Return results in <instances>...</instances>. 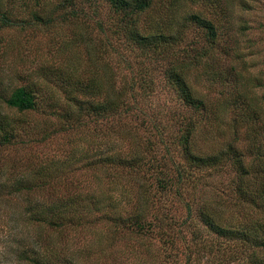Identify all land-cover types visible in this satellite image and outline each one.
I'll return each mask as SVG.
<instances>
[{"label":"rangeland","instance_id":"rangeland-1","mask_svg":"<svg viewBox=\"0 0 264 264\" xmlns=\"http://www.w3.org/2000/svg\"><path fill=\"white\" fill-rule=\"evenodd\" d=\"M38 1H0V12L6 11L13 21L6 27L0 23V139L9 136L0 146V264H158L155 260L158 253L161 259H167L169 251L173 253L169 259L186 264L185 249L194 228L208 240L219 241L199 221L202 204L212 202L213 206L216 202L221 223L227 227L246 225L260 216L259 210L250 207L240 211L229 208L236 199L227 189L236 177L230 165L219 160L206 168H191V181L178 195L171 194L160 202L155 200L150 206V212L159 217L181 221L188 215L187 203L191 204L193 226L178 227L180 234L173 248L156 233L145 241L136 240L129 232L114 231L111 223L102 221V212L136 214L140 182H126L121 172L97 166L96 161L107 155H134V133L137 143L133 148L140 154L146 156L149 152L147 142L161 145L159 150L150 151L147 159L151 163L184 166L175 136L181 135L187 120L192 119L196 125L193 154L218 157L235 139L236 147L244 151L245 164L249 165L254 153L249 155L245 151L246 144L257 131L251 122L249 126H239L236 115L241 114L239 122L252 112L260 120L259 149L264 151V0H233L231 19L217 28L219 46L187 70V83L209 109L201 113H194L176 98L164 73L172 62L180 66L192 61L193 47L197 50L207 47L203 31L185 20L188 13L202 11V6L192 5L190 0L178 5L175 23L166 24L163 30L171 34L180 25L183 37L167 54L155 55L149 47L131 43L122 31L112 33L121 16L105 0L82 4L79 10L87 14V19L57 18L52 22H36L32 15L37 13L46 19L63 0ZM80 1H74L77 8ZM152 2L156 8L160 0ZM203 14L210 15L206 8ZM158 17L155 11H148L139 18L138 30L144 35L147 30L142 29V20ZM83 33L87 35L85 43ZM221 48L230 51L223 54ZM137 71H147L152 92L135 101L136 114L115 118L113 123L93 115L81 116L82 122L73 125L79 115L77 100L102 101L110 81L126 86ZM91 74L95 75L92 85L104 91L99 98L80 93L76 86L79 79ZM21 86L32 91L36 103L33 110L24 113L8 108L4 102ZM240 94L251 97L257 108L237 109ZM67 113L74 119L64 121ZM68 122L72 125L69 128ZM10 132L14 134L11 142ZM151 181L154 180L149 178L148 182ZM28 183L43 187L28 193L17 191ZM108 197L114 201L113 209L104 208L103 198ZM71 198L79 199V203ZM97 200L102 203L100 212L96 211ZM60 209L68 215L62 227L40 220L41 216H52ZM211 212L214 214L215 208ZM176 227L166 230L173 236ZM223 241L220 239L225 249L229 242ZM230 245L237 250L240 243ZM242 256V261L230 264H247L249 251ZM256 257L264 259L261 258L264 253Z\"/></svg>","mask_w":264,"mask_h":264},{"label":"trees","instance_id":"trees-1","mask_svg":"<svg viewBox=\"0 0 264 264\" xmlns=\"http://www.w3.org/2000/svg\"><path fill=\"white\" fill-rule=\"evenodd\" d=\"M1 1V0H0ZM77 0H63L59 7L52 10L49 17L44 19L38 16L37 13L32 15V18L36 22H52L57 18L61 20L71 19H87L88 16L83 10H79L82 4L89 3L90 5L94 0H82L79 2L78 8ZM191 4H197L202 6V11L190 12L185 16L188 25L196 26L203 31V37L207 42V47L200 49L192 48L195 51L194 59L186 64L180 66L175 63H170L169 68L165 69V77L172 90L175 93L176 98L187 108L194 111V113L208 112V108L205 101L198 98L192 87L187 83V70L197 65L201 58L206 56L211 51L217 48L219 34L218 26L224 21H228L232 16L233 0H190ZM38 3L39 1L36 0ZM105 2L112 8L113 12L120 15V24L112 31L114 34H119L122 31L131 43L141 46V48L149 47L152 54H167L173 47L179 43L183 37L181 30L183 28L178 25L176 30L171 34H165L166 24L172 25L176 20V8L183 0H160L156 8L152 7V0H105ZM68 5V6H67ZM241 7L245 8V5L241 4ZM68 7L69 10H65ZM211 7V9L209 8ZM203 8L209 11V16L203 14ZM155 11L160 17L156 20H142V29L147 30V33L138 30V20L142 15H146L148 11ZM61 12L56 14L57 12ZM0 23L3 27L11 25L12 19L8 18L6 11L0 12ZM159 26V27H158ZM162 26V27H161ZM242 29L245 31V26L242 24ZM124 30V31H123ZM119 31V32H118ZM149 32V33H148ZM84 35L85 43L87 41V35ZM102 43V42H101ZM104 46V44H103ZM220 48V47H219ZM223 54L229 53L230 49H219ZM190 54V53H189ZM188 55V54H186ZM121 58V57H120ZM125 62V61H123ZM110 64L107 65V67ZM128 66V65H127ZM106 67V68H107ZM95 75H89L87 78L79 79L76 82L77 88L82 94H91L97 98L104 94L99 88L94 87L93 80ZM123 78V76L121 77ZM113 79V78H111ZM110 79V80H111ZM122 80V79H121ZM131 81L128 85H121L115 82L107 85L105 90L104 100L93 101L88 103H82L77 100L75 107L78 110L79 115L74 119L73 115L67 113L63 118L64 121L74 119L73 125H79L81 116L90 117L93 115L97 119H108L112 123L115 118L120 119L128 118L133 116L135 113L134 107L135 101L143 96H148L152 92L151 83L147 79V71H137L136 75L131 77ZM123 82V81H121ZM120 82V83H121ZM107 84V83H106ZM223 92V91H221ZM239 108H243L246 111L250 108H257L252 101L251 97H247L245 94H240ZM5 105L17 112L24 113L31 111L35 108V97L31 90L25 86L15 88L4 101ZM139 114V111L138 113ZM241 114H237V123L239 126H249V122L255 127L257 133L250 137L248 144H246L245 151L251 155L254 153L249 165L244 162V151L236 147V141L233 139L226 145L224 152H221L218 157L203 158L201 155L193 154L191 149L193 147V136L196 132V125L193 120H187L184 125V129L181 135H176L177 145L181 151L183 159L185 161V167L177 163L176 166L162 164L159 165L151 163L147 158L150 151H157L161 145L156 143L147 142L146 148L149 147V152L145 156L140 154L136 148H133L135 143V134L132 140L133 142V153L130 156H121L119 154L107 155L100 157L96 164L97 166H108L110 169H115L117 172H121L124 175L126 182H140V196L138 203H135L138 212L132 215H120L119 213H108V210L102 212L104 215L102 221H106L108 224H112L114 231L123 230L125 233L129 232L135 235L136 240L140 239L145 241L147 238L153 237L154 233L164 238V242L168 243L172 248L175 246L174 241L178 238L179 228L187 226L188 228L193 226L192 209L191 204L187 203V217L183 220L178 221L173 217H159L155 213H151V207L155 200L160 202L165 198H168L171 194L178 195L180 190L187 184L190 183L191 179V168L202 169L212 165H215L219 160H225L230 165L231 171L234 173L235 178L231 180V184L228 187V192L235 197L236 201L229 208L233 211H240L245 207L259 210L260 216L257 219L249 221L246 225H239L232 227L224 226L221 223V218L218 215V204L212 206V202H206L199 206L198 217L202 225L208 229L216 239L219 241L208 240L203 237L199 232L198 228H194L191 232L192 237L190 238L189 244L186 246V264H230V262L242 261L243 254L249 251V259H246L247 264H264V259H258L256 256L260 253H264V151L261 149L262 142L260 141L258 121L259 118L256 116V112H252L247 116H242L240 121L238 119ZM261 123V122H260ZM257 125V126H256ZM72 125L66 126L67 128ZM130 132V131H129ZM10 142L14 138V134L10 132ZM9 140V136L4 135L0 139V146L5 144ZM159 144L160 141H158ZM248 156V155H246ZM155 158V156L150 157ZM252 174L257 175L261 181H257L258 178L251 177ZM153 179L154 181L148 182ZM43 186L41 184L28 183L27 185H21L18 192H32L40 191ZM75 190V189H74ZM72 201L78 202L79 199L71 198ZM71 199H67L70 202ZM105 200L104 208L113 209L115 205L111 197L103 198ZM101 201H96L97 212H100ZM112 204V206H111ZM212 206V207H211ZM115 208V207H114ZM215 208L214 214L211 212ZM230 210V211H231ZM247 216L246 213H244ZM68 217L67 213H61V209L57 214L46 217L41 216L40 220L46 222L48 225L61 226L63 219ZM220 218V219H219ZM101 221V222H102ZM176 227L177 232H173L171 236L168 229ZM62 227V226H61ZM128 234V233H127ZM224 240L227 246L222 247ZM223 241V242H224ZM239 242L240 246L236 250L235 246L230 245L231 243ZM229 245V246H228ZM233 247L235 250L230 249ZM179 252H176L177 255ZM165 254V253H164ZM172 252L169 251L167 259H161V254L158 253V258L155 259L158 264H177V259H169L172 256ZM166 255V254H165ZM170 256V257H169ZM160 258V259H159ZM264 258V257H261ZM27 259H34L27 257ZM155 260L153 262H155ZM35 264H41L35 262Z\"/></svg>","mask_w":264,"mask_h":264}]
</instances>
